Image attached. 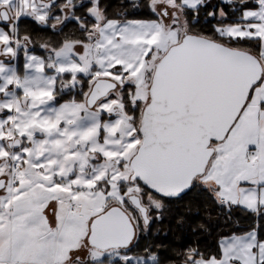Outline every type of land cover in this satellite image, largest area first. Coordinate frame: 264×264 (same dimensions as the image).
<instances>
[{"label": "snow or ice", "instance_id": "6c2138e0", "mask_svg": "<svg viewBox=\"0 0 264 264\" xmlns=\"http://www.w3.org/2000/svg\"><path fill=\"white\" fill-rule=\"evenodd\" d=\"M0 264H264V0H0Z\"/></svg>", "mask_w": 264, "mask_h": 264}]
</instances>
